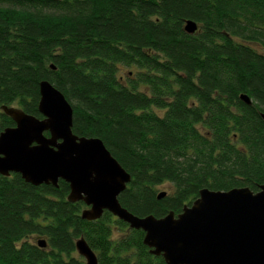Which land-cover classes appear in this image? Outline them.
I'll return each instance as SVG.
<instances>
[{"label":"trees","instance_id":"16d2710c","mask_svg":"<svg viewBox=\"0 0 264 264\" xmlns=\"http://www.w3.org/2000/svg\"><path fill=\"white\" fill-rule=\"evenodd\" d=\"M43 81L71 104L73 133L130 174L119 202L135 216L264 185V0H0V134L15 126L3 106L43 119ZM69 194L0 175V264H86L80 238L100 264H166L142 230L107 211L84 220Z\"/></svg>","mask_w":264,"mask_h":264},{"label":"water","instance_id":"95a60500","mask_svg":"<svg viewBox=\"0 0 264 264\" xmlns=\"http://www.w3.org/2000/svg\"><path fill=\"white\" fill-rule=\"evenodd\" d=\"M184 29L194 34L198 24L187 21ZM40 95L43 119L16 107H2L15 126L0 134V175L20 174L34 186L67 182L68 201L87 206L84 220L96 221L106 211L111 213L130 229L142 230L145 246L166 264H264V185L257 193L249 188L204 189L178 216L173 212L163 218L135 216L119 202L130 174L101 139L73 133V108L55 86L41 82ZM240 98L252 104L249 96ZM165 196L162 192L158 199ZM38 245L47 247L45 240ZM76 249L86 264H100L84 238L76 241Z\"/></svg>","mask_w":264,"mask_h":264},{"label":"rangeland","instance_id":"374dc122","mask_svg":"<svg viewBox=\"0 0 264 264\" xmlns=\"http://www.w3.org/2000/svg\"><path fill=\"white\" fill-rule=\"evenodd\" d=\"M128 70H125L123 74H126ZM160 192H170L171 186L169 184H165L159 188ZM120 233H116V235H119Z\"/></svg>","mask_w":264,"mask_h":264},{"label":"bare ground","instance_id":"6f19581e","mask_svg":"<svg viewBox=\"0 0 264 264\" xmlns=\"http://www.w3.org/2000/svg\"><path fill=\"white\" fill-rule=\"evenodd\" d=\"M12 128V127H11Z\"/></svg>","mask_w":264,"mask_h":264}]
</instances>
